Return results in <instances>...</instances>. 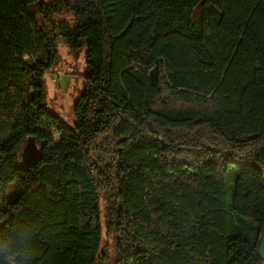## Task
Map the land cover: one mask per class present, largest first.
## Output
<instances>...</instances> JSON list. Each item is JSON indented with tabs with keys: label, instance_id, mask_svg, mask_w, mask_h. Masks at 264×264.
I'll use <instances>...</instances> for the list:
<instances>
[{
	"label": "trees",
	"instance_id": "obj_1",
	"mask_svg": "<svg viewBox=\"0 0 264 264\" xmlns=\"http://www.w3.org/2000/svg\"><path fill=\"white\" fill-rule=\"evenodd\" d=\"M71 1L60 28L86 43L88 73L69 127L41 81L59 0H0L8 264H263L264 0ZM69 184L91 238L50 251L42 232L65 223Z\"/></svg>",
	"mask_w": 264,
	"mask_h": 264
},
{
	"label": "rangeland",
	"instance_id": "obj_2",
	"mask_svg": "<svg viewBox=\"0 0 264 264\" xmlns=\"http://www.w3.org/2000/svg\"><path fill=\"white\" fill-rule=\"evenodd\" d=\"M50 0H44L47 4ZM46 15L44 28L54 45V56L50 66L42 73L41 81L44 89V103L52 114L58 116L69 127L75 121L74 106L87 87L86 75V43L80 47H70L62 30L61 22L73 20V3L71 0H59L57 10ZM76 186L69 184L65 188L68 196L66 204V221L63 225L47 227L42 232L50 244V251L73 239L89 240L91 223L85 221L76 208L78 195ZM35 264H39L37 261Z\"/></svg>",
	"mask_w": 264,
	"mask_h": 264
},
{
	"label": "water",
	"instance_id": "obj_3",
	"mask_svg": "<svg viewBox=\"0 0 264 264\" xmlns=\"http://www.w3.org/2000/svg\"><path fill=\"white\" fill-rule=\"evenodd\" d=\"M39 154V149L35 146L32 139H28V142L22 148L20 157L22 163H30L34 161ZM258 255L264 264V226L262 227L259 235Z\"/></svg>",
	"mask_w": 264,
	"mask_h": 264
},
{
	"label": "clouds",
	"instance_id": "obj_4",
	"mask_svg": "<svg viewBox=\"0 0 264 264\" xmlns=\"http://www.w3.org/2000/svg\"><path fill=\"white\" fill-rule=\"evenodd\" d=\"M0 257H3L5 260V264H8V261H15L18 257H19V253L18 252H12V251H3L0 250Z\"/></svg>",
	"mask_w": 264,
	"mask_h": 264
}]
</instances>
